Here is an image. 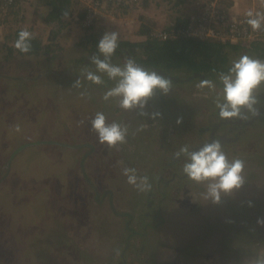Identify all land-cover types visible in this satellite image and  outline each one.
I'll list each match as a JSON object with an SVG mask.
<instances>
[{"label": "rangeland", "instance_id": "1", "mask_svg": "<svg viewBox=\"0 0 264 264\" xmlns=\"http://www.w3.org/2000/svg\"><path fill=\"white\" fill-rule=\"evenodd\" d=\"M93 1L70 0L61 16L50 18L45 0H17L7 17L0 16V41L21 29L52 44L40 56L11 52L12 45L0 50V59L11 52L0 68V264H118L125 258L133 264H264V120L246 126L222 148L229 161H243L244 182L221 192L218 202L208 196L214 181L180 178L187 174L178 167L190 161L189 152L180 149L189 151L201 133L197 143L207 139L208 125L227 103L221 74L232 75L229 69L242 55L255 59L256 45L238 39L225 47L218 68L223 70L195 74L183 68L166 94L156 89L143 108L124 109L121 97L104 99L118 77L108 85L87 78L89 72L107 74L88 62L93 51L80 40L113 31L119 40H142L137 34L142 16L164 30L176 23L180 10L195 9L203 0L180 6L150 0L147 7L143 0H101L95 24L87 30L76 18L87 14ZM129 57L116 54L109 62L123 67ZM203 81L210 86H201ZM262 89L264 83L254 93ZM97 112L106 124L127 128L124 142L112 147L100 142L92 126ZM125 169L135 171L126 175ZM175 171L181 174L171 179L170 198L159 204L153 191L165 186L159 175L174 177ZM129 175L136 176L135 185ZM232 219L254 232L241 241L253 253L237 246L234 255L222 241L233 233V223L227 225ZM256 234L262 246L253 244Z\"/></svg>", "mask_w": 264, "mask_h": 264}, {"label": "clouds", "instance_id": "2", "mask_svg": "<svg viewBox=\"0 0 264 264\" xmlns=\"http://www.w3.org/2000/svg\"><path fill=\"white\" fill-rule=\"evenodd\" d=\"M209 1L203 0L197 5L194 9L198 11L197 14H199L202 5ZM230 12L233 15L231 9ZM197 14H191L190 20ZM251 15L250 12L249 16ZM248 23L253 29H258L261 25L260 19H250ZM30 36L31 33L27 30L19 32V39L15 47L20 52L27 53L30 51L31 45L26 42ZM260 41L252 44L260 43ZM118 42V32H106L97 46L99 53L104 58L100 59L95 55L92 57V62L96 65L98 71L106 73L110 79L119 78L117 85L105 94L104 99L107 100L113 96L121 97L119 106L124 109H131L137 105L143 108L147 99L154 95L156 89H160L166 94L171 86V81L158 75L156 71L145 69L136 64L132 58H128L123 67L109 62L119 46ZM226 42L233 43L234 41ZM229 72L232 75L221 74L224 84V99L227 101V103L219 106L222 118L238 116L242 106L252 110V105L255 103L253 93L264 83V61L242 55L233 62ZM87 78L95 84L102 83L101 77L91 72L87 74ZM210 84V81H203L201 86H210ZM77 85H79V81H77ZM92 126L99 133L101 143L107 142V145L112 147L118 142H124L127 128L118 123L106 124L103 113H96L95 119L92 120ZM180 152L187 153L188 148L186 146L182 147ZM180 152L176 155L179 156ZM190 160L191 162L184 165L183 172L187 174L190 180L196 182L214 181L208 184V196L211 197L213 202L220 200L221 192L230 193L234 189L240 188L244 182L242 176L243 161L240 159L229 161L219 141L206 144L199 151L190 153ZM124 171L127 175L135 170L125 169ZM143 180L146 181L147 177H144ZM128 182L135 185L137 182L136 176L129 175Z\"/></svg>", "mask_w": 264, "mask_h": 264}, {"label": "trees", "instance_id": "3", "mask_svg": "<svg viewBox=\"0 0 264 264\" xmlns=\"http://www.w3.org/2000/svg\"><path fill=\"white\" fill-rule=\"evenodd\" d=\"M50 6L51 10L49 12V17L54 18L61 16L62 13H64L67 9V5L70 3V0H45ZM73 1V0H72ZM144 5L147 7V4L150 0H143ZM176 5L183 4L186 0H173ZM17 0H15V3ZM224 5L228 7V4L223 1ZM12 11V9H11ZM7 11H4L0 9V16L1 17H7L8 16ZM197 14L198 11L192 10V14ZM86 13H82L81 18L85 17ZM186 16V15H185ZM2 19V18H1ZM141 23L140 27L138 28L137 34L142 35V40H119V46L116 49L114 55L116 54H122V56L129 57L134 59L137 62L143 63L145 65H149V68L147 70L153 71V67L155 68H161L166 73H170L172 75L180 74V70L183 68L189 70L191 73L196 71L209 73L210 71H213L212 69L216 71L223 70L218 69L220 66V63H224L222 60L226 58V51L225 47L230 45H235L234 43L229 42H221L219 40H212V39H202L198 36H187V35H179L174 32V26H169L168 28L164 29L166 36L163 35H155L153 34V30L155 29L153 25V21L149 19H145L143 16L141 17ZM190 16L185 18L178 16L176 19V24L180 27H186L188 23L190 22ZM84 25V24H83ZM87 30L88 28H93L94 24L92 25H84ZM21 29H17L14 31L13 34H9L6 37L5 41H0V50H3L5 46L12 45L10 47L11 52H18L20 54H33L36 56L40 55H46L48 54L52 48L51 43H44L41 38L38 36L31 35L26 42L30 43L31 48L30 51L27 53L20 52L16 47L15 44L17 40L19 39V32ZM101 37L98 34L93 33L90 34L89 38H85L80 40V44L84 47L90 46L89 49L93 51L91 54V59L88 62L92 61V57L98 56L100 59H103L104 57L99 53L98 51V42L100 41ZM8 40L13 41L14 44H8ZM53 43V42H52ZM237 45V44H236ZM11 52L5 56H1L0 59V68L4 67L7 62H4L3 60H6L5 58L10 57L11 58ZM206 54V55H204ZM13 55V54H12ZM113 55V56H114ZM211 55L215 61L214 64H211V60H209V56ZM112 56V57H113ZM82 59H85L82 56H80ZM112 57L110 58V61L112 60ZM148 67V66H147ZM51 72V71H50ZM82 73V72H81ZM85 73V72H83ZM56 74V73H54ZM78 76L77 73L73 75V80L75 81L76 77ZM57 78H61V74L56 75ZM166 79H169L165 77ZM187 79V78H185ZM102 85H108L111 81L115 79H110L108 76L106 78H101ZM170 80H172L170 78ZM189 80L188 82H192L193 80ZM173 82V80L171 81ZM8 93V92H7ZM44 111L40 109L39 113L40 116L43 114ZM3 114H0L2 116ZM37 115V114H34ZM50 115V114H49ZM51 116V115H50ZM3 117H6L3 116ZM50 118L49 116H46ZM52 117V116H51ZM126 138V136H125ZM125 143H123L124 145ZM222 148H225L226 144H221ZM228 152V151H227ZM249 156L254 155L253 152L248 151ZM174 161V160H173ZM181 173H176V175L173 177L175 181L180 177ZM180 178L188 179V177L181 176ZM245 210V209H243ZM243 217L247 216V213L242 214ZM237 219H232L229 222H227V225H231L233 228V233L224 236L222 241L224 240L225 243H229L232 248V253L234 255H238L234 249L241 248V250H246L245 254H250L252 252V248L241 244L242 240L248 241L254 236V232L250 229V227L246 225H242L241 227H237L235 222ZM257 238V234L254 238V240ZM264 241V238H261ZM221 241V242H222ZM260 239H256L254 241V245L256 246H262V242ZM252 243V242H251ZM253 253V252H252ZM260 254H264V251L260 252Z\"/></svg>", "mask_w": 264, "mask_h": 264}, {"label": "built area", "instance_id": "4", "mask_svg": "<svg viewBox=\"0 0 264 264\" xmlns=\"http://www.w3.org/2000/svg\"><path fill=\"white\" fill-rule=\"evenodd\" d=\"M137 1V0H136ZM94 5L90 6L85 18L77 17L76 20L82 24L92 25L98 13V6L101 0H94ZM15 0H0V9L10 11L14 7ZM246 11L240 15L231 14L230 9L221 0H210L202 5L199 14L193 16L186 27H180L176 23L172 25L176 34L187 36H198L202 39L226 41H237L238 39L248 42L250 45L264 36V13L259 10ZM250 19H260L261 25L258 29H253L248 23ZM166 36L163 30H153V34Z\"/></svg>", "mask_w": 264, "mask_h": 264}, {"label": "flooded vegetation", "instance_id": "5", "mask_svg": "<svg viewBox=\"0 0 264 264\" xmlns=\"http://www.w3.org/2000/svg\"><path fill=\"white\" fill-rule=\"evenodd\" d=\"M135 63L144 67L145 69L149 68V65H145V64L137 62V61H135ZM153 71H156V73L158 75H161V76L167 77V78H170V75H172L168 72L166 73L161 68L153 67ZM195 74H197V73H195ZM174 77L176 78V80L178 79L176 76H174ZM175 78H171V79H175ZM159 95L162 96L161 93H159ZM253 95L255 97V103H253V105H252V110H249L246 106H242L239 115L236 117L222 118L220 116V110L221 109H218V116L216 117V120L214 122H212L210 125H208L209 129H210V131H209L210 133L207 134L208 135L207 139L197 143V141L200 138L204 137V135L202 136V133H201L200 137H197V141L194 140V142L192 143V147L188 151L189 154L192 152L199 151L206 144H209V143H212L215 141H219L220 144H229L231 142L236 141L240 137L241 133L244 131V128L246 126L262 125L259 122H262L264 120V89H262L261 92L254 93ZM262 126H264V125H262ZM204 132H208L206 128H205ZM231 132H236V134L229 135V133H231ZM207 135H205V136H207ZM175 159L178 160L179 157L176 155ZM187 160H185L184 163H182V161H183L182 160L181 165H179L178 167H184ZM190 161H188L187 163H189ZM175 173H176V171H175ZM162 177H164L162 180H163V183L165 186L159 188V190H158V188L153 189V191L155 189H157L155 192L159 193V196H160L159 204H161V201L163 200L164 197L170 198L168 196V194H169L170 190L172 189L171 179H173V176L166 178L164 175L160 174L158 180L161 179ZM162 180H160V181H162ZM150 206L152 207V205H150ZM154 211H156V208H154ZM142 250H144V246H143ZM118 264H133V263L129 262L127 260V258H125L123 260H120L118 262Z\"/></svg>", "mask_w": 264, "mask_h": 264}, {"label": "crops", "instance_id": "6", "mask_svg": "<svg viewBox=\"0 0 264 264\" xmlns=\"http://www.w3.org/2000/svg\"><path fill=\"white\" fill-rule=\"evenodd\" d=\"M221 1L227 2L228 7L231 9V11L234 14H236V12L240 14L242 13V11H250V12L255 11L256 12V10H259L260 12L264 13V0H221ZM192 10L194 9H191V10L189 9V11L187 10L185 12L180 10V13L178 14V16L187 18L191 16ZM257 44H260V46ZM255 45L256 46L252 48V50L254 49L255 59L264 61V36L262 40L260 41V43H256Z\"/></svg>", "mask_w": 264, "mask_h": 264}, {"label": "water", "instance_id": "7", "mask_svg": "<svg viewBox=\"0 0 264 264\" xmlns=\"http://www.w3.org/2000/svg\"><path fill=\"white\" fill-rule=\"evenodd\" d=\"M170 78H175L174 76L170 75ZM176 79V78H175ZM29 144V143H27ZM27 144H24V145H27ZM24 145H22V147H24ZM20 149V148H19Z\"/></svg>", "mask_w": 264, "mask_h": 264}]
</instances>
